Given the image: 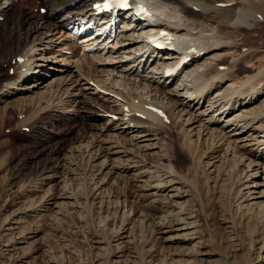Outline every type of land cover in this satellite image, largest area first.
I'll return each instance as SVG.
<instances>
[{
	"label": "rangeland",
	"instance_id": "1",
	"mask_svg": "<svg viewBox=\"0 0 264 264\" xmlns=\"http://www.w3.org/2000/svg\"><path fill=\"white\" fill-rule=\"evenodd\" d=\"M0 1L3 6L4 0ZM5 1H8L5 5L12 4L15 8L19 5V0ZM249 1L236 0V5L245 8ZM253 1L264 9V0ZM42 4L44 10L40 11ZM23 5L35 15L50 16L44 0H25ZM55 13L58 15L51 18L55 26L50 30L46 27L28 34V45L40 48L37 52L51 47L48 53L44 52L47 61L42 60L44 65L40 67L36 64L41 60L33 59L28 74L34 69L39 75L33 74L16 84L29 85L41 77L47 86L20 90L22 99L20 92L0 96V264H264V192L255 197L264 190V157H259V151L250 149L247 153L231 143L226 145L216 133L201 137L198 127L190 130L196 123L184 125L176 120L179 116L176 111L171 108L164 111L161 106L158 109L164 111H160L164 127L158 132L153 154L145 155L157 166L152 167L156 168L152 175L141 174L144 167L138 165L141 162L138 148L134 155L121 158L122 163L132 166L126 171L113 166V160L106 161L105 166L104 156L97 155V148L85 147L89 141L92 146L89 137L62 140L63 132L78 126L86 127V132L94 133L93 137L104 135L103 126L111 119L107 111L90 115L87 122L70 115L71 101L66 100L74 99L75 104L81 105L86 98L83 95L66 98L65 89L77 72L93 74L97 83H106L113 75H108V71L115 73L113 65L120 63L118 57L127 54L120 52L119 45L104 53L94 51L97 45L89 51V42L70 37L82 33L77 30L79 23L60 25L61 12ZM0 21L9 23L10 18ZM75 23V33L70 32ZM27 25L23 23L22 32L29 30ZM226 33H215L231 41L216 52L214 59L230 63L231 81L225 80L207 94L211 96L219 88L231 91L241 84L246 94L252 90V82L256 85L262 82H258L257 90L263 91L259 90V96L244 110L245 114L260 115L254 123L264 133V25ZM120 39L121 34H115L105 42L114 45ZM3 41L1 37L0 44ZM83 54L109 56L112 62L107 59L110 65L105 67L102 63L86 65ZM126 60L122 66L127 65L129 58ZM64 66L68 67L63 70ZM92 67L108 71L101 74ZM17 69L0 65V89L16 78ZM182 75L177 74L173 84L157 87L174 91L172 87ZM64 80L67 85L62 84ZM72 91L75 93L77 89ZM51 93L55 100H48ZM164 95L166 98L161 95L154 99L156 105L178 100L175 95ZM101 104L102 109L111 105ZM59 142V152L51 156L53 145ZM121 143L127 148L134 147L129 139ZM240 154L245 155L243 160ZM169 174L175 178L161 190L150 186L165 181ZM252 183L257 184L256 188L247 187ZM173 186L177 189H171ZM248 189H254L249 197ZM176 191L181 194L179 197L171 195Z\"/></svg>",
	"mask_w": 264,
	"mask_h": 264
},
{
	"label": "bare ground",
	"instance_id": "2",
	"mask_svg": "<svg viewBox=\"0 0 264 264\" xmlns=\"http://www.w3.org/2000/svg\"><path fill=\"white\" fill-rule=\"evenodd\" d=\"M93 1L94 0H44V4L50 9V16L49 14H33L30 9L28 10L24 7L23 4L25 0H19V5L16 8L13 7L14 5L12 4L5 5L4 3L3 6L0 5L1 20L8 16L10 18L9 23L0 21V38L4 37V41L0 44V65L6 64L7 69L17 66L19 69H17L16 78L6 82L1 87V97L20 92V90H32L34 87L44 88L47 86V84L44 83L45 81H43L44 79L41 77H38L35 82L29 83V85H16L18 84L17 82H21V80L30 78L33 75L34 69L28 74L32 60H41L36 64L41 67L44 65L42 60L47 61V56L44 55V52L48 53L51 50L50 46H46L43 50L44 52H37L40 48H36L32 46V44L28 45V34L32 31L37 32L38 29L46 27L50 30L52 26H55V22H53L51 18L58 15L55 13L56 10L61 12V17L59 18L60 25H68L69 23L77 22L84 28L81 21L84 20V18L88 20L92 17L93 8L91 5ZM6 2L8 3V1ZM143 2L147 6L149 13L142 18L134 14L132 9L116 14L118 22L114 24V28L115 26L117 30L119 28L117 34H121L122 39L119 44L116 43L111 45L109 42L106 43L103 37L107 36V33L99 39V34L92 35L91 32H87V34H90H85L80 38L82 33L76 32L79 33L78 40L82 43H90V45L87 44L89 51H92L95 45H97L94 51L99 49L103 50L102 52L104 53V51H113L115 45H119L121 49L120 52L124 53V55L127 54V56L124 58L119 56L120 59L118 57L120 63L113 65L115 73H111V70H104V68L96 69L94 67V69L92 67L95 71H100V73L101 71H108V75L113 74L110 80L105 79L107 80L106 83H97V80L93 78V74L91 76L80 72H77L75 78L70 77L69 85H67V81L64 80L65 82L62 84L69 86L65 89L66 95L64 94V96L66 98L72 99L75 95H83V97L86 98V103H82L81 105L75 104L74 99V101L66 100L71 101L69 106L72 108L68 111L70 115H74L79 119H85L87 122L90 115H96L99 111L104 112L108 110L111 112L109 115L111 119L109 122L108 119L104 124L103 127L106 131L103 132L104 135L102 137H93L94 133H90L88 130L86 132V127L78 126L76 129L72 128L63 132L64 135L62 136V140L67 141L69 139L72 140V138H78L79 140V138L89 137V140L92 141V146L89 144L91 143L90 141L88 145L84 146L86 148H97L95 150L97 151V155L104 156L103 161L105 162V166L107 164L106 161L113 160V166L121 167V169H126V171L132 166L122 163L121 158L123 156H128V154L134 155V151L138 148L141 150V162H139L140 164L138 165L144 167V169L142 168L141 174L148 172L151 173L149 175H152L153 172L156 171V168L152 167L157 166L147 160L145 155L153 154L154 148L157 147L156 145L158 144L157 140H159L158 132L164 127V124L161 122L162 113L160 112L163 110L158 109V106H161L165 109L164 111L168 108H171L169 110L176 111L179 114L176 120H181L184 125L190 126L196 123V126H190V130L198 127L197 130L201 133V137L216 133L220 135L219 138L227 143L226 145L231 143L232 146L240 147L244 152H247V150L251 152L252 150L250 149L254 151L257 150L260 152L259 157H264V133H260L259 130L256 129L254 123L260 115L258 113L245 114L246 110H244V107L249 105L251 100H255V98L259 96V93L263 91L259 89L260 92H258L259 90H257L259 88L258 86H260L258 85L259 81L257 82L258 86L252 82V90L250 89L246 94L243 92V84H241V86L238 85V87H235L231 91H229L230 89L226 90L224 88H219L216 92L211 94V96L207 94L212 88L219 86L225 80H230L232 76V74H230V71H232L230 63L227 65L215 62L217 61V59H214L216 52L222 50V47H224L227 42L221 38L223 35L220 36V34L216 35L215 33L220 32L222 34H227V31L236 32L238 30H250L251 28L263 26L264 9L261 8L262 6H258L260 4H257L253 0L249 1L245 8L238 7L236 5V0H143ZM60 8L63 10H58ZM248 20L249 22L251 21V23H247L246 21ZM104 22L105 21L100 22L99 26ZM23 23L30 25L29 30L26 32L21 31ZM107 28L108 36H110L112 26L109 25ZM157 28L165 30L166 33L171 36V46L169 48L164 50L156 49L143 40L144 31ZM224 37H226V35H224ZM230 41L231 40H228L226 45H228ZM181 53L187 55L188 59L183 62L181 67L174 73H166L164 70L165 67L171 66L177 61ZM128 54H132V56ZM37 55H39V58ZM96 55L97 54H83L84 64L96 66L97 63H102V66L105 67L112 62L110 61L112 59H108L109 56L101 58L100 55ZM127 57L129 58L127 65L122 66L124 62H127ZM13 60L14 64L12 63ZM67 67L68 66H64L63 70ZM116 67L118 68L116 69ZM180 73L183 74L182 78L172 87L175 92L169 91L168 89H163L162 91L157 87L160 85L168 86L170 83L173 84L176 75ZM117 78H119V81ZM98 82H100V80ZM262 85H264V83ZM100 88H102V90H100ZM105 88L107 91H104ZM76 89L77 92L74 93L72 90ZM221 91L225 92L222 93ZM22 93L23 92H20L19 95ZM86 94L89 96H85ZM164 94L175 95L178 100L171 104L168 102L167 105L158 102L160 105H156L154 99L161 95V97L166 98ZM206 96L208 97L207 100ZM22 97L23 95H20L19 99H22ZM59 99L60 98H58V100ZM48 100H55L53 93L48 95ZM205 101H207L206 105H204ZM108 102L111 103L109 108L102 109L100 103L103 105ZM113 113L116 114L117 117ZM184 115H187V117ZM214 136L217 137V135ZM123 139H129L131 142L130 144L134 147L127 148L121 143ZM60 145V142L57 145H53L52 151L49 150L51 156H55L59 152ZM137 155L139 156V154ZM239 158L243 160L245 155L240 154ZM118 159H120V161H118ZM116 160L118 163H114ZM172 175L173 174H169V178L164 179L165 181H158L156 184H151L150 186L157 188V190H161V187H165L164 185L166 183L170 184V182L167 181H171L175 178V176L173 175V177ZM253 186L256 188L257 184L247 187L251 188ZM171 189L177 188L173 186ZM253 190H247L248 197L253 193ZM260 191V195L255 197L262 196L264 190L262 189ZM171 195H174L173 197H179L181 194L176 191L175 194Z\"/></svg>",
	"mask_w": 264,
	"mask_h": 264
},
{
	"label": "snow or ice",
	"instance_id": "3",
	"mask_svg": "<svg viewBox=\"0 0 264 264\" xmlns=\"http://www.w3.org/2000/svg\"><path fill=\"white\" fill-rule=\"evenodd\" d=\"M121 7L127 8L128 7V0H117ZM143 11V9H141Z\"/></svg>",
	"mask_w": 264,
	"mask_h": 264
}]
</instances>
